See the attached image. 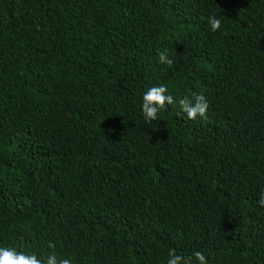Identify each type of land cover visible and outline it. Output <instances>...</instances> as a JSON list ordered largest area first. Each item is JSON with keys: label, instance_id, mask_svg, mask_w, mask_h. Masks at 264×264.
<instances>
[{"label": "trees", "instance_id": "1", "mask_svg": "<svg viewBox=\"0 0 264 264\" xmlns=\"http://www.w3.org/2000/svg\"><path fill=\"white\" fill-rule=\"evenodd\" d=\"M159 84L174 103L145 123ZM194 92L204 119L175 103ZM261 188L264 0H0V245L264 264Z\"/></svg>", "mask_w": 264, "mask_h": 264}, {"label": "clouds", "instance_id": "2", "mask_svg": "<svg viewBox=\"0 0 264 264\" xmlns=\"http://www.w3.org/2000/svg\"><path fill=\"white\" fill-rule=\"evenodd\" d=\"M210 31L215 32L221 26V20L216 15H209L206 18ZM158 62L163 64L171 63L166 52H160ZM174 103L173 95L167 90L164 84L152 85L141 95L140 114L145 123H150L158 119V113ZM179 106V112L186 115L190 120L205 118L208 108V101L201 93H191L190 96H183L175 101ZM257 204L264 210V188H261ZM50 248H53L49 244ZM0 264H74L72 257H58L53 250L46 256L38 257L36 252L18 250L15 246L0 245ZM166 264H208L205 254L201 251H194L190 256L177 254L170 251Z\"/></svg>", "mask_w": 264, "mask_h": 264}]
</instances>
